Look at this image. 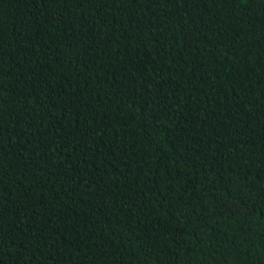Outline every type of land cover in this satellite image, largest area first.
Wrapping results in <instances>:
<instances>
[{
    "label": "trees",
    "instance_id": "1",
    "mask_svg": "<svg viewBox=\"0 0 264 264\" xmlns=\"http://www.w3.org/2000/svg\"><path fill=\"white\" fill-rule=\"evenodd\" d=\"M0 264H264V0H0Z\"/></svg>",
    "mask_w": 264,
    "mask_h": 264
}]
</instances>
